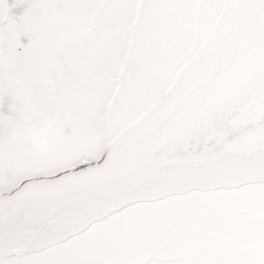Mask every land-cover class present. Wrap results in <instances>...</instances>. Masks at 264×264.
Listing matches in <instances>:
<instances>
[{"label":"snow or ice","instance_id":"obj_1","mask_svg":"<svg viewBox=\"0 0 264 264\" xmlns=\"http://www.w3.org/2000/svg\"><path fill=\"white\" fill-rule=\"evenodd\" d=\"M0 264H264V0H0Z\"/></svg>","mask_w":264,"mask_h":264}]
</instances>
